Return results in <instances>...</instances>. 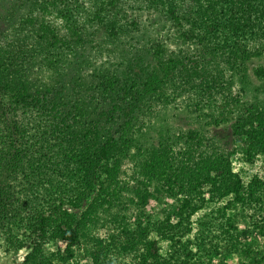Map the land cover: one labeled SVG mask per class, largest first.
I'll return each instance as SVG.
<instances>
[{"label": "rangeland", "instance_id": "1", "mask_svg": "<svg viewBox=\"0 0 264 264\" xmlns=\"http://www.w3.org/2000/svg\"><path fill=\"white\" fill-rule=\"evenodd\" d=\"M107 5L118 41L92 15ZM63 6L70 21L0 0L5 75L23 95L0 109V264H264V0ZM103 80L139 98L116 134L107 120L84 144L109 147L86 183L72 147L119 101Z\"/></svg>", "mask_w": 264, "mask_h": 264}, {"label": "trees", "instance_id": "2", "mask_svg": "<svg viewBox=\"0 0 264 264\" xmlns=\"http://www.w3.org/2000/svg\"><path fill=\"white\" fill-rule=\"evenodd\" d=\"M35 2L40 1L41 3H44L48 9L54 10L56 8H61L59 11V15H61V18L70 21L72 19V16L65 11V6H63V0H34ZM109 8V9H108ZM108 9L109 11L112 10L111 5L103 6L99 8L95 13H92L94 20L98 24L102 26V28L105 30V34L107 35L109 41H118L120 39V35L122 33H127L124 30H120L113 23H111L108 19H103L106 17V15L109 13V11H106ZM124 31V32H123ZM76 44L80 46V48L77 49V53L75 55V63L73 64V71L72 74H74L75 84L72 82L73 88L75 89V92L77 91L83 93V86L84 81L83 78L87 77L86 73H83L82 71H85V56L86 53H88V50L86 48L89 47V45L86 43V41L80 39L76 41ZM108 46V45H106ZM109 47V46H108ZM81 48L85 49L81 53ZM110 49V48H108ZM103 50V49H101ZM103 52V51H101ZM10 54H5L3 52H0V109L3 108L4 102L10 99L11 97H16L17 99H22V91L21 88L15 87L12 85L10 81L6 79V72L8 71L10 67V62L13 63L15 60ZM69 65V64H68ZM67 65V66H68ZM55 66V64H53ZM18 66L15 64V69H17ZM59 68V66H58ZM63 72V75L67 74L66 71H64L61 68V73ZM82 72V73H81ZM131 80L130 82H132ZM64 82V79H63ZM115 83H109L105 80H103L102 85L100 86V90L103 92L110 93L111 95L116 94L119 98L120 106H118V102L116 105L113 103L111 104V108L108 112H106L103 117H101L97 123V126H94L90 129V131H86L87 133L84 135H80L76 141L73 144L72 150L73 155L75 156V161L80 162V157H86V159L83 161L82 166H79L77 168L78 172H80V177L82 179H85L86 183H89L92 179H102L100 177V173H102L101 170H99V164L105 163L107 161V155L109 153V147L107 145H102L100 149L97 150H91L89 153L87 152L85 155L80 156L83 152V146L84 144H89L90 142L97 139L98 134L97 130L99 128L100 123H105L107 120L113 122L115 127H113L114 131L111 132V134H116L114 132L118 131L119 124L125 120L130 118V112L132 110L131 107H129L132 103L135 101H138L139 94L138 92H134V86L132 85H125V86H117L116 91L115 89ZM113 86V87H111ZM62 87V86H60ZM136 90V89H135ZM84 97V96H83ZM75 115L82 118L84 116V112L81 111L79 106H75L74 109ZM106 118V119H105ZM108 121V122H109ZM110 123V122H109ZM237 136L241 137L240 131L237 129ZM91 146V145H90ZM98 146H93V148H96ZM83 171V172H82ZM88 192H94L93 189L88 190Z\"/></svg>", "mask_w": 264, "mask_h": 264}]
</instances>
